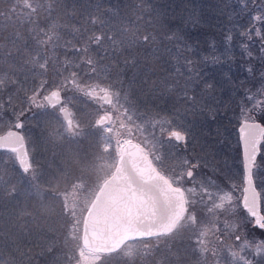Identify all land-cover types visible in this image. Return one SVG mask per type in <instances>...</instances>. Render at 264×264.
Here are the masks:
<instances>
[{
  "label": "snow or ice",
  "instance_id": "obj_1",
  "mask_svg": "<svg viewBox=\"0 0 264 264\" xmlns=\"http://www.w3.org/2000/svg\"><path fill=\"white\" fill-rule=\"evenodd\" d=\"M250 3L259 26L242 47L251 56L259 43L264 61V0ZM0 5V113L10 112L0 199L22 191L21 231L35 233L24 250L0 228V264H32L34 254L44 264H264V70L237 105L236 182L189 127V116L211 123L219 112L192 31L154 13L119 29L100 16V35L77 36L49 23L57 0ZM40 118L45 147H60L55 172L28 152L27 126Z\"/></svg>",
  "mask_w": 264,
  "mask_h": 264
},
{
  "label": "trees",
  "instance_id": "obj_2",
  "mask_svg": "<svg viewBox=\"0 0 264 264\" xmlns=\"http://www.w3.org/2000/svg\"><path fill=\"white\" fill-rule=\"evenodd\" d=\"M48 2L49 0H45V3ZM246 4L248 11H241ZM3 6L6 5H0V7ZM154 13H159L162 20L173 25L179 23L182 28L194 33L198 41L197 49L200 59L206 60L204 70L207 73V79L213 83L215 89H220L221 96L235 104H241L244 93L250 89L253 91L254 77L247 69L252 67L257 70L259 67H264V61L260 59L259 43L250 46L248 51L253 52L251 56L242 47V42H247L242 33L253 24L259 26L258 22L250 21V15H255L254 6L250 0H57L55 18L49 23L61 26L66 34L76 33L78 36L79 25H84L85 30L98 33L99 31L96 30L98 25H94L93 21L100 16L110 20L112 26L119 29L122 25L134 26L135 23L140 22L142 16L148 17L149 14ZM191 21H195V27ZM41 23L43 24L44 21L42 20ZM74 27L77 30L74 31ZM228 36L232 37L231 43L227 39ZM66 38L71 39V35H66ZM252 54L259 59L256 61ZM148 74L150 75L151 72L149 71ZM160 106L164 108V102ZM167 107L171 109V103ZM8 113H0V128L5 127L10 116ZM192 121L195 122L196 119L193 117ZM83 147L88 148L89 142L85 141ZM0 154L1 158H4V153ZM48 156L50 164L58 159L51 144L46 149V158ZM61 163L62 161H56V165H62ZM42 164L45 171L55 172L57 169L56 166L52 171L47 161ZM4 168L5 165L0 163V171ZM9 175L13 173L9 171ZM89 175L94 178V174ZM26 203L23 194L16 199H10L7 196L0 199V208H4L7 216L10 217L8 219L10 227L7 231L12 235V240L24 250L31 248L35 239V233L28 235L27 232L21 231L23 213L20 209ZM38 251H40L39 248L36 249V253ZM33 260L37 261V264H44V257L41 255L34 254Z\"/></svg>",
  "mask_w": 264,
  "mask_h": 264
},
{
  "label": "rangeland",
  "instance_id": "obj_3",
  "mask_svg": "<svg viewBox=\"0 0 264 264\" xmlns=\"http://www.w3.org/2000/svg\"><path fill=\"white\" fill-rule=\"evenodd\" d=\"M85 29L86 28L84 25L82 26L79 25L78 27V30H81V31ZM75 30H77L76 27H74V31ZM68 31H72V30H68ZM95 34H100V32L95 33ZM229 43H231V41H229ZM91 47L96 48L97 45L93 44L91 45ZM239 51H241L240 48H239ZM252 55H253L252 57L255 58L256 61L259 59L255 54H252ZM259 55L261 56L260 52H259ZM262 70H264V67H259L256 70V76L254 78L255 88H253V85H252L253 91L261 87V85L257 83V81L260 78V71ZM231 84H232V81L230 82V85ZM214 95L216 97V102L219 106V112L216 116V119L214 121H211V117H209V121H211V123H209V122H206L203 119V117H194L196 121L193 123V125H189V127L192 128V131L198 138L200 144H203L205 139H207L208 141H211V144L208 147V153L211 156L215 157L216 163H218L220 168L224 170L221 176L227 174L230 169L231 173L235 177L236 182H239L241 172H242V160L240 156V146L238 143V132H237V124L240 119L239 109L237 108L238 103L235 104L230 99L221 96L220 89L216 88L214 91ZM162 102L163 101L157 102L156 107H153L151 104H149V108L153 111V113H155L157 108H161L160 104ZM75 108L83 109L85 111H91V109L88 108L87 104H80L78 101L75 104ZM8 115H10V112L8 113ZM188 119L192 120L193 117L189 116ZM256 119H259V120L261 119L259 114L257 115ZM24 131L25 130H22V132ZM47 134H48L47 122L43 118L32 121L27 126V129H26V135H27L28 140L33 142L32 144H28L29 155L30 156L34 155L40 161L41 164L46 161L48 164H50L49 156L46 158V147L49 148V144H47V146L45 147V143H46L45 138ZM58 150H60L59 146L54 148L56 157L58 159L57 160L55 159L49 165L51 167V170L57 166L56 161H62V158L59 155ZM196 151L197 152L200 151L199 145L196 146ZM188 154L194 155V153L192 152L191 146L189 148ZM3 155H4V158H6L8 154L4 153ZM0 158H1V154H0ZM44 158H45V161H43ZM206 171H210V170H206ZM21 194H23L22 191L20 192L18 197L21 196ZM23 197L26 200V197L24 196V194H23ZM9 218L10 217L7 216V212H5V209L0 208V228H3L5 233H10L7 231V228L10 227L8 223ZM256 235L258 236V234ZM11 240H12V237H11ZM183 255H184V252L182 251L181 256ZM32 263L37 264V261L32 260ZM174 264H176L175 261H174ZM180 264H186V262L182 260Z\"/></svg>",
  "mask_w": 264,
  "mask_h": 264
},
{
  "label": "flooded vegetation",
  "instance_id": "obj_4",
  "mask_svg": "<svg viewBox=\"0 0 264 264\" xmlns=\"http://www.w3.org/2000/svg\"><path fill=\"white\" fill-rule=\"evenodd\" d=\"M50 145V144H49ZM46 149H48L47 147H46ZM43 161H45V158H44V160ZM94 179V178H93ZM250 234V236L252 235V233H249Z\"/></svg>",
  "mask_w": 264,
  "mask_h": 264
},
{
  "label": "water",
  "instance_id": "obj_5",
  "mask_svg": "<svg viewBox=\"0 0 264 264\" xmlns=\"http://www.w3.org/2000/svg\"><path fill=\"white\" fill-rule=\"evenodd\" d=\"M0 152H2V150H0Z\"/></svg>",
  "mask_w": 264,
  "mask_h": 264
}]
</instances>
